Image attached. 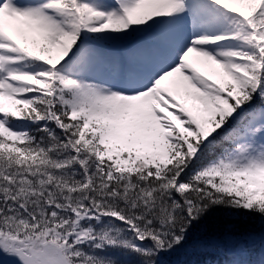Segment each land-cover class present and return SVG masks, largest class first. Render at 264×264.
I'll return each instance as SVG.
<instances>
[{"label": "snow or ice", "instance_id": "obj_1", "mask_svg": "<svg viewBox=\"0 0 264 264\" xmlns=\"http://www.w3.org/2000/svg\"><path fill=\"white\" fill-rule=\"evenodd\" d=\"M179 253L264 264V0H0V264Z\"/></svg>", "mask_w": 264, "mask_h": 264}, {"label": "trees", "instance_id": "obj_2", "mask_svg": "<svg viewBox=\"0 0 264 264\" xmlns=\"http://www.w3.org/2000/svg\"><path fill=\"white\" fill-rule=\"evenodd\" d=\"M227 222V218L223 213H217L209 219L207 222V227L209 229L222 227ZM258 226V222H257ZM168 264H184L186 261H192L196 259H205L203 257H195L191 255H186L184 253H179L170 257H165Z\"/></svg>", "mask_w": 264, "mask_h": 264}]
</instances>
